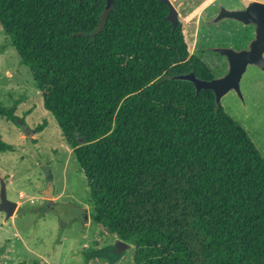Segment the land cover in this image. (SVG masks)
Returning a JSON list of instances; mask_svg holds the SVG:
<instances>
[{
    "label": "trees",
    "instance_id": "trees-1",
    "mask_svg": "<svg viewBox=\"0 0 264 264\" xmlns=\"http://www.w3.org/2000/svg\"><path fill=\"white\" fill-rule=\"evenodd\" d=\"M169 11L0 0V25L73 151L93 222L133 264H264V158L212 91L178 78L215 77Z\"/></svg>",
    "mask_w": 264,
    "mask_h": 264
},
{
    "label": "rangeland",
    "instance_id": "rangeland-1",
    "mask_svg": "<svg viewBox=\"0 0 264 264\" xmlns=\"http://www.w3.org/2000/svg\"><path fill=\"white\" fill-rule=\"evenodd\" d=\"M209 1L189 0L178 8L179 19L191 53L218 79L228 73L229 63L213 49H246L255 31L232 19L211 20L220 6L241 8L249 0H219L204 10ZM240 86L243 99L230 91L221 105L264 158V71L249 66ZM13 108L25 125L14 124L2 110ZM0 142L13 147L0 150V178L7 183L8 198L18 203L8 221L0 213V264H133L132 246L125 243L119 251L120 240L93 222L90 190L73 151L1 25Z\"/></svg>",
    "mask_w": 264,
    "mask_h": 264
},
{
    "label": "water",
    "instance_id": "water-1",
    "mask_svg": "<svg viewBox=\"0 0 264 264\" xmlns=\"http://www.w3.org/2000/svg\"><path fill=\"white\" fill-rule=\"evenodd\" d=\"M111 0H109L110 2ZM169 6L167 19L173 24L174 29L179 25L178 8L189 0H162ZM225 19H232L244 25L256 26V37L250 44L249 49L236 51L232 48H217L215 52L226 57L229 63V72L223 78L205 80L198 78L194 73L178 77L180 80L194 84L197 93L202 90H210L215 95L217 105H221L222 99L230 92L235 91L243 99L241 92V81L249 66H256L264 71V3L255 1L245 9L230 10L223 7L215 23ZM51 190V189H50ZM47 191L46 195H51ZM18 203L8 198L7 183L3 177L0 178V213L5 214V221L13 217L17 211ZM122 241L118 243L119 251L124 249Z\"/></svg>",
    "mask_w": 264,
    "mask_h": 264
},
{
    "label": "flooded vegetation",
    "instance_id": "flooded-vegetation-1",
    "mask_svg": "<svg viewBox=\"0 0 264 264\" xmlns=\"http://www.w3.org/2000/svg\"><path fill=\"white\" fill-rule=\"evenodd\" d=\"M171 1V0H170ZM174 1V0H173ZM255 1H259V2H262V3H264V0H249L248 2H247V4H246V6L245 7H241L240 9H245L250 3H252V2H255ZM189 2V1H188ZM184 5V4H183ZM224 6H220L219 7V9H218V11L216 12V14L215 15H213L212 17H211V20H213V23H215V20H216V18L219 16V14H220V11H221V9L223 8ZM225 8H227V7H225ZM228 9V8H227ZM170 10V9H169ZM230 10H239V9H230ZM178 12H179V10H178ZM226 20V19H225ZM179 21H180V19H179ZM223 21V20H222ZM218 23H220V22H218ZM216 24V23H215ZM251 26H253L254 27V31H255V36L251 39V40H254L255 39V37H256V26L255 25H251ZM252 43V42H251ZM250 43V44H251ZM250 44H249V46L247 47L248 49H249V47H250ZM246 48V49H247ZM213 50H215V49H213ZM244 50V49H243ZM226 58V57H225ZM227 59V58H226ZM229 72V71H228ZM228 74V73H227ZM226 74V75H227ZM242 99V98H241Z\"/></svg>",
    "mask_w": 264,
    "mask_h": 264
},
{
    "label": "crops",
    "instance_id": "crops-1",
    "mask_svg": "<svg viewBox=\"0 0 264 264\" xmlns=\"http://www.w3.org/2000/svg\"><path fill=\"white\" fill-rule=\"evenodd\" d=\"M217 1H219V0H211V1L207 2L206 6L204 7V10L212 8V6L215 5V3ZM229 9H240V8L234 7V8H229Z\"/></svg>",
    "mask_w": 264,
    "mask_h": 264
}]
</instances>
